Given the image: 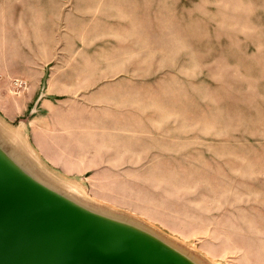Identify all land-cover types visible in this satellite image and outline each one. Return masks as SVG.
<instances>
[{"label": "rangeland", "instance_id": "374dc122", "mask_svg": "<svg viewBox=\"0 0 264 264\" xmlns=\"http://www.w3.org/2000/svg\"><path fill=\"white\" fill-rule=\"evenodd\" d=\"M0 125L91 209L264 264V0H0Z\"/></svg>", "mask_w": 264, "mask_h": 264}, {"label": "water", "instance_id": "95a60500", "mask_svg": "<svg viewBox=\"0 0 264 264\" xmlns=\"http://www.w3.org/2000/svg\"><path fill=\"white\" fill-rule=\"evenodd\" d=\"M12 149L13 158L0 147V264H202L146 224L91 209L85 192ZM36 248L48 256L29 254Z\"/></svg>", "mask_w": 264, "mask_h": 264}, {"label": "bare ground", "instance_id": "6f19581e", "mask_svg": "<svg viewBox=\"0 0 264 264\" xmlns=\"http://www.w3.org/2000/svg\"><path fill=\"white\" fill-rule=\"evenodd\" d=\"M44 249V248H43ZM32 252H35L36 255L35 256H39L40 258H45L48 256L49 254V251L48 249H46V251H42L41 248H36V249H33L29 254H31ZM27 256V255H26ZM32 257V256H30Z\"/></svg>", "mask_w": 264, "mask_h": 264}]
</instances>
